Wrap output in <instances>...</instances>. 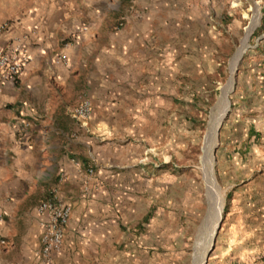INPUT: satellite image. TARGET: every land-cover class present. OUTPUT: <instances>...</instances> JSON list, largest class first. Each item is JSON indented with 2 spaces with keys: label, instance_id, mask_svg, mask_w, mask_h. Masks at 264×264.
I'll list each match as a JSON object with an SVG mask.
<instances>
[{
  "label": "crops",
  "instance_id": "0c3cea01",
  "mask_svg": "<svg viewBox=\"0 0 264 264\" xmlns=\"http://www.w3.org/2000/svg\"><path fill=\"white\" fill-rule=\"evenodd\" d=\"M237 1L192 0L187 35L182 27L169 43L147 3L124 11L105 0H0V48L29 56L0 90V264H114L131 241L122 219L133 179L152 192V150L168 147L170 106L197 99L195 50L212 49L209 13ZM81 97L91 103L85 124L71 116ZM51 191L69 216L59 250L44 261L45 213L36 207ZM229 254L230 263L251 258ZM256 258L264 264V253Z\"/></svg>",
  "mask_w": 264,
  "mask_h": 264
},
{
  "label": "rangeland",
  "instance_id": "374dc122",
  "mask_svg": "<svg viewBox=\"0 0 264 264\" xmlns=\"http://www.w3.org/2000/svg\"><path fill=\"white\" fill-rule=\"evenodd\" d=\"M140 2L147 3L146 8L154 12V28L158 21L162 28L167 26L169 43L171 32L178 35L182 27L187 35L192 24V0H126L119 5L105 0L102 4L109 10L120 7L127 11ZM263 7L264 0H238L229 11H210L212 49L195 50L194 61L203 75L196 81L192 79V86H200L197 99L186 101L185 106H170L168 147L162 153L152 150V176H147L152 192L142 193L140 180L133 179L129 216L122 219L131 241L118 247L120 253L114 264H195L220 216L204 264H237L227 261L229 253H248L251 258L247 264H253L256 255L264 253ZM196 36L208 42V37L199 33ZM193 66L192 62V73ZM220 88L221 94L228 88V110L219 120L218 124L222 122L212 141L211 129L218 114L214 104L221 96ZM249 128L254 135L248 134ZM206 160L213 195L204 176ZM142 239H147L144 248ZM108 263L107 259L101 260V264Z\"/></svg>",
  "mask_w": 264,
  "mask_h": 264
},
{
  "label": "built area",
  "instance_id": "2783aa9c",
  "mask_svg": "<svg viewBox=\"0 0 264 264\" xmlns=\"http://www.w3.org/2000/svg\"><path fill=\"white\" fill-rule=\"evenodd\" d=\"M55 60L65 59L63 54H57ZM29 60V56L18 46L0 48V90L6 84L14 80ZM91 114V103L87 98H79L71 110V116L82 124H85ZM37 210L45 213V220L39 236V257L48 261L60 248L63 229L69 216V206L56 200L53 191L45 199L37 204ZM0 208V215H1ZM3 241L0 240V243Z\"/></svg>",
  "mask_w": 264,
  "mask_h": 264
},
{
  "label": "bare ground",
  "instance_id": "6f19581e",
  "mask_svg": "<svg viewBox=\"0 0 264 264\" xmlns=\"http://www.w3.org/2000/svg\"><path fill=\"white\" fill-rule=\"evenodd\" d=\"M255 18V17H254ZM252 20H253V18H252ZM252 22V21H251ZM250 22V23H251ZM249 32H250V29H249V31L247 32V37H248V35H249ZM246 41V40H245ZM248 45V44H247ZM247 47V46H246ZM239 51H240V49H238L237 50V53H236V57H235V60L237 59V56H238V54H239ZM229 88V87H228ZM227 88V89H228ZM226 89V90H227ZM226 90L224 91V92H222V94H221V96H220V102H219V104H218V114H217V116H216V118H215V120H214V122H213V127H212V129H211V137H210V139L212 140V141H214V139H215V128H216V126H217V124H218V122H219V120L223 117V115H224V112H225V92H226ZM227 93V92H226ZM210 151L208 150V152H207V156L208 157H210ZM208 157H207V160H208ZM207 160L205 161V165L203 166V171H204V176H205V179H206V181H208V185H210V195H213V187L211 186V175H210V173H209V170H208V165H207ZM209 198H210V196H209ZM213 198V197H212ZM214 199V198H213ZM215 200V199H214ZM211 209V208H210ZM218 215H219V211H218V207H216V210H215V217H218ZM214 221V220H213ZM216 223V222H215ZM214 227V226H213ZM216 227V226H215ZM213 231V230H212ZM212 231H211V233H210V236H209V240H208V243H207V245H206V247H204L203 248V250L199 253V255L196 257V263L195 264H202V262H203V259H204V256H205V253H206V250H207V248L209 247V244H210V238H211V234H213L212 233ZM214 232V231H213Z\"/></svg>",
  "mask_w": 264,
  "mask_h": 264
},
{
  "label": "water",
  "instance_id": "95a60500",
  "mask_svg": "<svg viewBox=\"0 0 264 264\" xmlns=\"http://www.w3.org/2000/svg\"><path fill=\"white\" fill-rule=\"evenodd\" d=\"M234 71H235V70H234ZM227 81H228V79L226 80L225 84L227 83ZM225 84H224V85H225ZM232 84H233V82H232ZM231 89H232V85H231V87H230V90H231ZM228 93H229V92H228ZM220 94H221V88H220ZM219 102H220V95H219V97L217 98V100H216V102H215V104H214V108H217V107H218ZM226 103H227V107H228V106H229V100H228L227 97H226ZM227 110H228V108L226 109L225 114H226ZM224 116H225V115H224ZM221 122H222V121H221ZM221 122H220V123L218 124V126L216 127V133H217V131H218V128H219ZM206 137H207V130H206V133H205V135H204V137H203V141H204V138H206ZM220 221H221V216H220V217L218 218V220H217L216 227H215L214 232H213V234H212V236H211V238H210V245H209V248H208V250H207V252H206L205 255H207V253L212 249L213 242H214V237H215V234H216V232H217V230H218V228H219ZM204 262H205V261L203 260L202 264H204Z\"/></svg>",
  "mask_w": 264,
  "mask_h": 264
},
{
  "label": "trees",
  "instance_id": "16d2710c",
  "mask_svg": "<svg viewBox=\"0 0 264 264\" xmlns=\"http://www.w3.org/2000/svg\"><path fill=\"white\" fill-rule=\"evenodd\" d=\"M126 0H121V2H125ZM119 9V8H118ZM121 9V8H120ZM262 17H261V25H264V7H263V10H262ZM116 22H118V19L116 20ZM115 22V23H116ZM248 134L250 135H254V131L252 130V128H249L248 129ZM226 197H229V193L226 194Z\"/></svg>",
  "mask_w": 264,
  "mask_h": 264
}]
</instances>
